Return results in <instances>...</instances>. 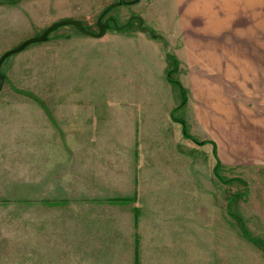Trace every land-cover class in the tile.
<instances>
[{
  "label": "rangeland",
  "instance_id": "obj_1",
  "mask_svg": "<svg viewBox=\"0 0 264 264\" xmlns=\"http://www.w3.org/2000/svg\"><path fill=\"white\" fill-rule=\"evenodd\" d=\"M0 1V57L62 19L97 33L117 4L102 38L64 25L2 65L0 264H264V171H210L196 112L210 106L184 73L179 0ZM261 30L215 43L220 146L228 105L231 142L260 131Z\"/></svg>",
  "mask_w": 264,
  "mask_h": 264
},
{
  "label": "crops",
  "instance_id": "obj_2",
  "mask_svg": "<svg viewBox=\"0 0 264 264\" xmlns=\"http://www.w3.org/2000/svg\"><path fill=\"white\" fill-rule=\"evenodd\" d=\"M2 4L3 1H0V5ZM178 10V20L175 24L176 35L174 36L181 42V55L185 57L186 61V66L183 67L184 73L190 76L188 81H190L192 92H199L196 97L202 96L200 100H205L204 104L206 105L207 102L206 106H210V108L204 107V109L199 107L196 110L201 127L205 132V142L202 144L212 147L210 171L215 177V170L219 167L225 170L241 169V173L243 172L248 177L233 175L231 178L246 181V179L255 177L264 171V109H260V131L254 136L255 142L252 141L248 145L242 146L241 149L240 146H236L234 142L230 141L236 133V125L230 126V122L236 121V110L235 107L228 105L226 107L227 118L216 122H218V128L222 134L228 130L229 143L225 147L223 143L220 146L217 140L215 141V70L221 69L215 65V43H234L237 39L233 35L261 32V28L264 26V0H179ZM244 42H256V38H246ZM224 72L232 79L236 75L259 73L256 67H231L224 69ZM205 76L211 77L205 78ZM219 90L217 91L218 97ZM223 90L224 88L221 91ZM203 91L205 92L203 95L207 94V96L204 97L200 93ZM208 99H211L210 105ZM183 102L185 104H181L187 105L191 100L183 99ZM209 112L210 116H208ZM220 123H224V125ZM209 153L210 148L203 158L204 164L209 159ZM203 195L204 192H198V196Z\"/></svg>",
  "mask_w": 264,
  "mask_h": 264
},
{
  "label": "water",
  "instance_id": "obj_3",
  "mask_svg": "<svg viewBox=\"0 0 264 264\" xmlns=\"http://www.w3.org/2000/svg\"><path fill=\"white\" fill-rule=\"evenodd\" d=\"M115 5H117V4L116 3L111 4L100 15V17L98 19L99 32H97V33L86 29L85 26L82 24V22L79 21V20L62 19V20L54 22L53 24L48 26L40 35H38L36 37L29 38L26 41L22 42L16 48L6 51L0 57V92L2 91V89L4 87V83H5V75L2 73L1 68H2V65H3V63H4V61L6 60L7 57H9L10 55H13L15 53H19V52L23 51L26 47H28L29 45H31L33 43L45 42L46 40H48L49 35L54 30H56L58 27H61V26H64V25H74L76 28L79 29V31H81L85 35H90V36H92L94 38H102L105 35L107 29L110 26V23H109L110 20H107L106 22H103L102 19L110 11V9L112 7H114Z\"/></svg>",
  "mask_w": 264,
  "mask_h": 264
},
{
  "label": "flooded vegetation",
  "instance_id": "obj_4",
  "mask_svg": "<svg viewBox=\"0 0 264 264\" xmlns=\"http://www.w3.org/2000/svg\"><path fill=\"white\" fill-rule=\"evenodd\" d=\"M108 19H110V21H112V18L111 17H108ZM108 19H106V20H108Z\"/></svg>",
  "mask_w": 264,
  "mask_h": 264
}]
</instances>
